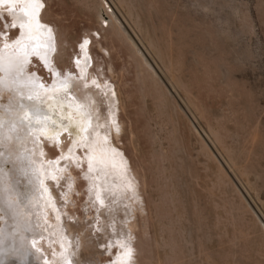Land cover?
<instances>
[{
	"label": "rangeland",
	"instance_id": "obj_1",
	"mask_svg": "<svg viewBox=\"0 0 264 264\" xmlns=\"http://www.w3.org/2000/svg\"><path fill=\"white\" fill-rule=\"evenodd\" d=\"M97 2L46 0L49 19L62 35L67 32L52 59L78 73L71 58L87 40L93 74L123 90L131 86L133 99L123 97L125 134L116 143L145 175L136 191L146 201L143 223L150 232L138 258L152 264H264V0H105L104 9ZM106 11L116 12L128 33L143 41L157 75L169 77L170 90L162 86L164 106L154 82L142 79L126 40L112 32ZM97 13L108 22L99 24ZM11 24L2 13L0 39L11 37ZM29 64L41 80L53 81L51 70ZM46 145L58 151L53 161L61 156L55 144ZM75 173L80 179L65 174L79 189L72 190L71 217L63 213L72 223L87 203L86 180L79 169ZM15 257L4 264H16Z\"/></svg>",
	"mask_w": 264,
	"mask_h": 264
},
{
	"label": "bare ground",
	"instance_id": "obj_2",
	"mask_svg": "<svg viewBox=\"0 0 264 264\" xmlns=\"http://www.w3.org/2000/svg\"><path fill=\"white\" fill-rule=\"evenodd\" d=\"M103 2L105 0L97 3L103 6ZM13 7L15 17L10 13ZM21 7L24 6L0 5V15L7 13L12 23L14 18L17 22V28L10 31L11 37L0 39L2 63L6 67L9 57L19 55L23 58L20 73H9L0 67V120L3 121L0 126V152L3 153L0 165L6 169L0 184V207L13 205L10 212L0 211V233L4 236L0 245V264L12 256L18 257L22 250L25 253L21 257H27L29 262L31 257L41 264H149L152 259H146L149 263L142 262L143 252L139 253L143 249L142 239L150 232L149 225L143 223L148 208L136 191L145 175L140 167L131 164L128 155L117 144L126 130L127 120L121 114L128 105L123 97L128 102L133 99L131 86L128 87L126 82L128 88L123 90L120 83L108 82L104 75L99 80L89 68L90 55L94 56L87 52L88 44L81 46V54L75 52L71 58L75 59L72 66L78 68V73L74 68L68 69L66 64L63 69L53 64L54 50L67 41V32H63V38L61 27L49 19L46 0H43V7L37 9V19L51 28V34L48 28L35 27V21L31 33L27 27L20 29ZM91 9L88 2V10ZM106 12L112 32L118 40H126L138 72L144 75L142 79L148 76L154 82L158 103L164 106L162 102L168 101L162 86L170 87L169 77L164 80L163 76L157 75L154 63L150 64L153 61L148 60L145 49L140 46L143 41L139 36L128 33L116 12ZM96 17L99 24L102 19L108 20L104 14L99 16L97 13ZM103 25L100 26L102 29ZM13 38L22 40L19 48L27 52L26 57ZM99 44L110 57L108 48ZM29 61L41 63L49 72L51 70L53 81L50 83L52 77L41 80L39 72L32 73ZM110 69L114 74L112 63ZM130 122L134 135V124ZM50 143L55 144L61 155L55 161L53 157L58 151L54 147L52 153L46 145ZM73 163L83 173L87 187L83 215H78L79 220L75 218L74 223L64 218L65 213L69 217L72 214L68 210L75 202L72 190L79 191L73 185L74 179H80ZM66 172L74 179L66 177ZM140 238L141 242L137 241ZM139 244H142L140 249ZM128 249H131L130 255ZM138 254L141 257L138 258Z\"/></svg>",
	"mask_w": 264,
	"mask_h": 264
},
{
	"label": "snow or ice",
	"instance_id": "obj_3",
	"mask_svg": "<svg viewBox=\"0 0 264 264\" xmlns=\"http://www.w3.org/2000/svg\"><path fill=\"white\" fill-rule=\"evenodd\" d=\"M23 5L24 7H21L19 9L20 13L22 14V17L19 18V28L23 29L27 27L29 29V32L31 33V30L33 28V21H35V27L37 28H48V32L51 34V28L47 25L41 24L40 21L37 19V9L43 7V0H0V5ZM16 9L13 7L10 9V13L13 14L15 17ZM12 28H17V22L16 18H14V21L12 23ZM5 33H0V37L4 36ZM31 35H29V39H31ZM51 38V36H50ZM14 44L19 48V46L22 44V40L18 38H13ZM88 41L85 40L84 44H87ZM39 46V45H37ZM19 51L23 53V57L27 56V52L24 51L23 48H19ZM3 57H0V67H4L3 63ZM4 70L8 71L9 73L15 71L16 73H20L23 70V58L21 56H15V57H9L7 61V66L4 67ZM95 83V81H93ZM32 97L29 96V99ZM23 107V105H21ZM3 121L0 120V126H2ZM3 153L0 152V156H2ZM4 163H7L5 161ZM6 169L3 167V165H0V184L3 183L4 180V173ZM13 208V205L11 203L7 204L6 208L0 207V211H8L10 212ZM4 236L2 233H0V245L3 244ZM128 254H131V249H128ZM39 259V257H37ZM16 264H26V261L24 257H17L16 258Z\"/></svg>",
	"mask_w": 264,
	"mask_h": 264
}]
</instances>
